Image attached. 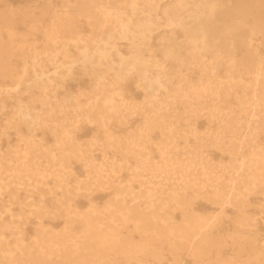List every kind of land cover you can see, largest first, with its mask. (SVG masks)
<instances>
[{"label": "bare ground", "instance_id": "1", "mask_svg": "<svg viewBox=\"0 0 264 264\" xmlns=\"http://www.w3.org/2000/svg\"><path fill=\"white\" fill-rule=\"evenodd\" d=\"M261 230L264 0H0V264H264Z\"/></svg>", "mask_w": 264, "mask_h": 264}, {"label": "rangeland", "instance_id": "2", "mask_svg": "<svg viewBox=\"0 0 264 264\" xmlns=\"http://www.w3.org/2000/svg\"><path fill=\"white\" fill-rule=\"evenodd\" d=\"M10 1L16 3L17 0H10ZM138 1H140V0H138ZM137 99H140L139 96L137 97ZM104 199H105V197H101V198L95 199V201H96V202H101V201H103ZM79 205L82 206L83 204L81 203V204H79ZM254 206H255V204L252 205L253 208H254ZM197 207H200V205H197ZM252 212L255 213L256 211H252ZM260 234H261L262 236H264V231L261 230V231H260Z\"/></svg>", "mask_w": 264, "mask_h": 264}]
</instances>
